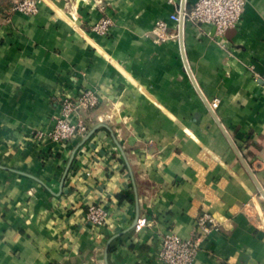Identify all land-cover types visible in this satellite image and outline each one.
<instances>
[{"label": "crops", "instance_id": "obj_1", "mask_svg": "<svg viewBox=\"0 0 264 264\" xmlns=\"http://www.w3.org/2000/svg\"><path fill=\"white\" fill-rule=\"evenodd\" d=\"M195 1L42 0L28 15L0 0V264H161V235L190 236L205 211L217 227L194 264H264V0H247L229 48L170 21ZM104 16L109 33L92 30ZM161 19L176 37L156 39ZM86 89L100 98L78 112L85 133L32 137Z\"/></svg>", "mask_w": 264, "mask_h": 264}, {"label": "built area", "instance_id": "obj_2", "mask_svg": "<svg viewBox=\"0 0 264 264\" xmlns=\"http://www.w3.org/2000/svg\"><path fill=\"white\" fill-rule=\"evenodd\" d=\"M42 0H15L12 9L28 15L37 13ZM247 0H196L187 6L181 3L169 16L177 27L190 22L207 36L213 38L225 48H229V41L225 32L229 28L237 27L247 4ZM112 21L109 17H101L92 26L97 33L107 34ZM205 25L212 26V30L205 31ZM169 24L166 20H158L152 29L158 41H165L176 37L177 34L168 32ZM231 52V50H229ZM263 82L264 75L258 76ZM99 95L90 89L80 90L76 95L65 94L59 99V112L54 119V126L49 129H34L32 137L38 141H57L68 143L73 138L87 131L86 122L79 116L80 109H90L99 102ZM219 103L218 98L208 101L210 109L214 110ZM87 219L95 224L106 222L107 211L101 203H92L86 211ZM217 227L212 213L205 211L198 215L190 236L181 237L174 232L163 233L159 239V248L156 259L161 264H194L203 239Z\"/></svg>", "mask_w": 264, "mask_h": 264}, {"label": "water", "instance_id": "obj_3", "mask_svg": "<svg viewBox=\"0 0 264 264\" xmlns=\"http://www.w3.org/2000/svg\"><path fill=\"white\" fill-rule=\"evenodd\" d=\"M263 196H264V192H263Z\"/></svg>", "mask_w": 264, "mask_h": 264}]
</instances>
